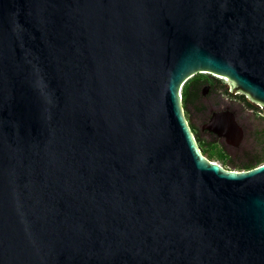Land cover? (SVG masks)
Wrapping results in <instances>:
<instances>
[{"label": "water", "instance_id": "obj_1", "mask_svg": "<svg viewBox=\"0 0 264 264\" xmlns=\"http://www.w3.org/2000/svg\"><path fill=\"white\" fill-rule=\"evenodd\" d=\"M196 74L264 113V0H0V264H264V164L202 155Z\"/></svg>", "mask_w": 264, "mask_h": 264}, {"label": "flooded vegetation", "instance_id": "obj_2", "mask_svg": "<svg viewBox=\"0 0 264 264\" xmlns=\"http://www.w3.org/2000/svg\"><path fill=\"white\" fill-rule=\"evenodd\" d=\"M201 91H200V97L197 99L195 104L201 99L206 98L207 94L212 95L213 93L221 94V91L226 93L227 96H230V99H228V102H233L231 99H234L236 102L237 107L236 109L231 108L227 102H224L222 106H217L216 108L212 109L211 107L208 108L206 111V119L204 122L200 125V128H196L194 125V128L199 134V137L206 141V142H212L215 143L218 147H220L227 155L232 157L230 154L231 151L237 150L241 147V145L246 141L247 137L252 135L255 137L256 135L259 136L262 132H264V128L260 130H255L253 128V123L251 119L259 118L264 121V113L262 114L261 111H258V109L252 105H250L246 99L241 96L240 94L230 95V93L227 91V83L224 82L222 79H218L217 77H214L212 75L205 74V80L202 81L201 84ZM205 92V94H203ZM189 108H195V105L189 106ZM189 112V111H188ZM216 113H226L231 116H233L235 122L238 124V126L242 129L243 132V138L238 147H233L231 145H227L225 143V140L218 138L215 134L209 132L208 130L204 129V126L209 122L213 114ZM190 113H189V121H190ZM191 123V121H190ZM248 128L251 129V134H248ZM206 137V138H204Z\"/></svg>", "mask_w": 264, "mask_h": 264}, {"label": "trees", "instance_id": "obj_3", "mask_svg": "<svg viewBox=\"0 0 264 264\" xmlns=\"http://www.w3.org/2000/svg\"><path fill=\"white\" fill-rule=\"evenodd\" d=\"M204 80L205 74H196L186 81L181 88V104L184 109L183 114L192 134L195 136L196 143L202 155L211 162L218 161L222 167L230 166L232 170L236 171L250 170L264 164V132L257 136L258 145L263 147L262 152L260 154L247 153L237 161L233 160L215 143L206 142L199 137L198 132L189 121L188 107L195 105V102L200 97L201 84Z\"/></svg>", "mask_w": 264, "mask_h": 264}, {"label": "rangeland", "instance_id": "obj_4", "mask_svg": "<svg viewBox=\"0 0 264 264\" xmlns=\"http://www.w3.org/2000/svg\"><path fill=\"white\" fill-rule=\"evenodd\" d=\"M218 79H221L219 77H217ZM227 91L230 93V89L228 87H226ZM234 96V95H233ZM228 99H230V96H227L226 93H224L223 91H221V94H217V93H213L212 95H208L205 98H201L196 104H195V108H189L188 111L190 113V121L191 123L196 127V128H200V125L204 122V120L206 119V114H207V110L208 108H216L217 106H222L224 102H227L228 105L233 108L236 109L237 105L236 102L234 101V99H231V101L233 102H228ZM258 109V108H257ZM258 111H261L260 109H258ZM263 114V112H261ZM252 123H253V128H255V130H260L264 128V121L259 119V118H255V119H251ZM251 129L248 128V134H251ZM206 138V137H204ZM258 139H257V135L255 137H253L252 135H250L249 137H247L246 141H244V143L241 145V147L237 150H232L231 152V158L233 160H239L241 159V157H244L245 154H260L262 152L263 147L261 145H258ZM215 163L221 165L218 161H216ZM225 169H232V167L230 166H225Z\"/></svg>", "mask_w": 264, "mask_h": 264}, {"label": "built area", "instance_id": "obj_5", "mask_svg": "<svg viewBox=\"0 0 264 264\" xmlns=\"http://www.w3.org/2000/svg\"><path fill=\"white\" fill-rule=\"evenodd\" d=\"M224 82H226V80L222 79ZM227 83V82H226Z\"/></svg>", "mask_w": 264, "mask_h": 264}]
</instances>
